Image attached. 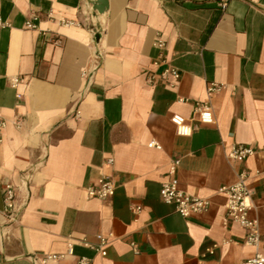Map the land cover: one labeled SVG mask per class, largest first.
<instances>
[{
  "label": "crops",
  "instance_id": "crops-1",
  "mask_svg": "<svg viewBox=\"0 0 264 264\" xmlns=\"http://www.w3.org/2000/svg\"><path fill=\"white\" fill-rule=\"evenodd\" d=\"M107 1L99 13L96 0H0V264H244L255 248L224 224L220 190L238 179L233 145L253 148L244 167L264 171V0ZM160 39L182 74L175 88L147 82ZM211 84L222 89L209 95ZM200 102L213 124L199 122ZM177 159L180 188L211 201L200 216L161 200ZM102 178L114 197L89 198ZM250 191L263 204L260 179ZM254 215L264 235V209ZM98 236L110 239L107 257Z\"/></svg>",
  "mask_w": 264,
  "mask_h": 264
},
{
  "label": "built area",
  "instance_id": "built-area-1",
  "mask_svg": "<svg viewBox=\"0 0 264 264\" xmlns=\"http://www.w3.org/2000/svg\"><path fill=\"white\" fill-rule=\"evenodd\" d=\"M222 7L225 8V2H222ZM36 19L28 21L26 28L36 29ZM69 25V22H66ZM6 25L3 20L2 12L0 10V27ZM155 47L161 51L159 58L154 62L155 69L145 72L147 76V82L152 85L164 84L171 88H175L181 81V72L171 66L165 58L164 51L166 50V43L163 40H158L155 43ZM161 69V70H160ZM23 82L22 78L12 79V86L16 88ZM222 89V86L217 84H211L208 87V94L212 95ZM21 95H18L20 98ZM196 112L198 114L199 122L205 124L214 123V112L210 102H200L196 104ZM172 122L176 125L178 134L181 136H190L192 128L186 124V121L181 116H174ZM6 127V122L0 117V147L3 142L1 136L2 130ZM153 146V144L151 145ZM160 148L159 146H156ZM256 151L247 146L233 145L228 152V159L240 166L238 172L237 182L230 186H224L220 192L227 197L226 217L224 224L229 226L230 224H236L246 231L245 244L255 248L253 256L247 259L244 264H264V235L261 231L259 218L254 214L259 209H264L263 204H258L254 199L250 191V184L257 180H261L262 184V198L264 200V171H257L253 173L244 164L246 161L254 156ZM181 161L174 160L169 168V181L162 186L161 200L167 204L175 206L176 211L184 218H194L206 213L211 207V201L209 199H202L194 197L180 188L177 178L178 170L180 168ZM87 195L92 199L109 200L114 197L116 192L115 183L109 178H102L95 186L87 188ZM133 213L137 214L141 211L140 207L133 208ZM5 215L11 222H16L18 219L16 210V191L12 186H7L5 197ZM99 245L94 247L96 253L101 257H107L108 246L110 239L104 236H98ZM229 241L225 240L224 244ZM90 247L89 244L85 243ZM218 245L214 246V249ZM210 253H214L212 250ZM69 255H74L73 245L69 246ZM59 259V257L57 258ZM76 264H94L93 259L80 258Z\"/></svg>",
  "mask_w": 264,
  "mask_h": 264
},
{
  "label": "water",
  "instance_id": "water-1",
  "mask_svg": "<svg viewBox=\"0 0 264 264\" xmlns=\"http://www.w3.org/2000/svg\"><path fill=\"white\" fill-rule=\"evenodd\" d=\"M96 1L97 2H92L94 11H98L99 13H104L109 6L108 1L107 0H96Z\"/></svg>",
  "mask_w": 264,
  "mask_h": 264
}]
</instances>
